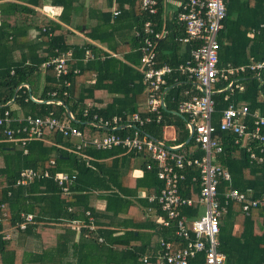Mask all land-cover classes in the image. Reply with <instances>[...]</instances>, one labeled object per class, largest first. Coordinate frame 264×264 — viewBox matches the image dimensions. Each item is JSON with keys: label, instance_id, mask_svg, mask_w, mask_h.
<instances>
[{"label": "trees", "instance_id": "16d2710c", "mask_svg": "<svg viewBox=\"0 0 264 264\" xmlns=\"http://www.w3.org/2000/svg\"><path fill=\"white\" fill-rule=\"evenodd\" d=\"M107 1L99 7L86 6L85 0H0V115L10 110L13 115L55 117L79 128L87 138L106 132L91 124L95 116L109 119L124 111L149 115L138 50L141 27L152 21L158 30L168 31L157 47L161 64L176 66L188 61L196 45L178 43L185 29L174 18L164 19L163 3L152 16L141 10L142 0ZM46 3L61 10L56 17L42 12ZM225 3L227 17L218 38L219 66L263 60L264 0ZM115 10L120 14L114 16ZM68 50L74 54L68 75L58 76L53 67L42 68ZM87 50L94 59L85 62ZM229 83L220 81L216 90L226 89ZM23 84H29L31 92L44 102L30 100V90L22 88ZM242 84L244 91L226 90L213 95L216 136L222 146L215 163L227 169L232 179L230 183L222 181L219 191L223 195L230 188L251 189L259 198L264 194V160L252 161L247 149L236 143V135L219 128L222 113L230 104L245 102L251 113L259 112L264 117V74L246 73ZM167 87V109L162 111L159 123L155 116L144 131L170 145H179L186 143L189 132L187 118L178 114V106L201 93L188 77L179 75L170 77ZM186 92L189 95L185 96ZM67 108L75 121L69 119ZM86 110L89 114L84 116ZM168 127L176 130L173 144L166 139ZM74 144L47 129L41 140L29 142L24 148L8 142L0 127V202L6 203L0 227V264H158L159 241L169 237V230L157 224L156 218L162 213L156 202H149L159 186L156 167L147 169L151 161L146 154L121 149H86L80 154L65 149ZM192 145L194 142L185 151ZM195 156L201 157L202 152L197 150ZM25 169L48 172L51 177L14 187ZM61 172L76 174L69 194H64L53 179ZM199 191L200 175L194 171L181 183L182 195L194 202L182 210L188 218L197 217L201 211ZM140 193L145 194L143 198ZM96 200L105 201L103 210L95 207ZM87 212L96 230L81 229L76 241V231L65 223L85 221ZM27 214L34 216L35 224L15 230L18 235L13 237V228ZM218 240L227 264H264V212L254 210L246 215L232 203L220 220ZM29 242L40 251L30 252ZM148 250L153 255L144 263ZM203 262L200 255L192 264Z\"/></svg>", "mask_w": 264, "mask_h": 264}, {"label": "built area", "instance_id": "2783aa9c", "mask_svg": "<svg viewBox=\"0 0 264 264\" xmlns=\"http://www.w3.org/2000/svg\"><path fill=\"white\" fill-rule=\"evenodd\" d=\"M161 3L162 0H142L141 10L152 16L157 15ZM46 5L42 12L51 18L56 17L55 7L50 5L51 7L46 9ZM119 14V11H114V16ZM226 17L225 0L180 2L174 19L184 27L185 36L179 37L177 41L180 44L193 42L196 47L192 49L188 61L176 66L159 62L157 47L159 41L168 34L166 28L158 30L152 21L144 23L137 37L140 40L138 48L141 54L140 67L144 74L145 91L148 94L145 104L149 111L147 117H142L139 113L129 114L127 111L109 119L95 116L91 124L106 132L100 137L87 138L79 128L55 117L36 118L19 112L13 115L10 110H5L0 115V127L6 140L24 148L29 142L41 140L45 131L49 129L57 131L75 143L71 147H65L69 152L80 154L86 149L97 151L121 149L136 155L146 154L151 161L147 164V169L156 167L159 180L157 193L149 197V201L156 202L162 213V216L156 218L157 224L169 230L166 234L169 237L163 236L159 241L158 264H192L200 255L204 256L203 264H227V256L219 248L218 236L220 220L227 214L229 206L232 203L237 204L246 215H250L254 210L264 212V194L256 198L251 189L240 191L230 188L223 195L219 191L222 181L230 183L232 179L227 169L215 163V155L222 151V146L219 137L216 136L218 127L214 123L213 95L226 90L244 91L242 84L244 74L249 72L264 74V59L241 66L231 64L219 66L218 38ZM261 29L264 30V24L261 25ZM73 56V51L68 50L43 64L42 68L53 67L58 76H66L69 74ZM93 59L94 55L87 50L85 62ZM174 75L188 77L201 93L182 101L178 106V114L187 118L189 135L193 134L191 142L187 145L186 143L170 145L144 131V126L153 120L156 119L159 123L162 111L167 109V95L170 91L167 87L168 79ZM220 81L230 83L226 89L216 90ZM21 87L30 90L29 99L33 102H44L31 92L29 84H23ZM186 95L189 93L186 92ZM57 103L62 104L60 101ZM88 114L86 110L84 116ZM67 115L71 121H75L71 111ZM219 128L236 135V143L247 149L252 161L263 162L264 157L259 156L255 149L258 148L260 154L264 153V117L259 112L251 113L249 105L245 102L230 104L222 113ZM115 131H125L126 134H118ZM193 142L190 150L185 151ZM197 150L202 152L201 157L195 156ZM27 152L25 149V154ZM194 171H198L200 175L199 201L204 211L203 213L200 211L197 217L188 218L182 210L192 207L194 202L182 195L181 183ZM50 177L48 172L41 174L33 169H25L14 187L29 186L34 180ZM76 178V174L67 172L57 173L53 177L64 194L71 192ZM8 196H11L10 192ZM5 216L6 203L0 202V227ZM86 216L85 221H73L67 225L78 232L83 228L96 230L91 213L87 212ZM23 218V222L15 226L12 232L25 230L28 225L35 224L33 215H23ZM102 241L101 238L100 242ZM152 255V253L144 255L143 262L148 263Z\"/></svg>", "mask_w": 264, "mask_h": 264}, {"label": "crops", "instance_id": "0c3cea01", "mask_svg": "<svg viewBox=\"0 0 264 264\" xmlns=\"http://www.w3.org/2000/svg\"><path fill=\"white\" fill-rule=\"evenodd\" d=\"M162 1H163L162 2L163 3L162 4V7H163V11H164V19L165 20H171V19H173L174 16H175V14H176V12H177L178 5H179L180 1H176V0L175 1L174 0H162ZM107 2H108L107 0H85L86 6H99L100 7V6L107 5ZM46 4H47L46 5V9H48L49 7H51L50 4H48V3H46ZM54 11L57 12V13H59L61 10L58 9V8H54ZM136 174L139 175L140 172L139 173H136ZM144 195H145L144 193H140V197L143 198ZM94 205H95L96 208H98L100 210H103L105 208V206H106L105 205V201H102V200H96V201H94ZM61 224H63V223H61ZM65 225H67V224L65 223ZM63 226L64 225H62V227ZM75 231H76L75 232L76 233V241H78L79 238H80V234H79V232L77 230H75ZM17 235H18V233L15 234V235H13V237L14 236L17 237ZM27 247H28V250H30V252H33V253H36V252H39L40 251V250L38 251V249L36 247V244L31 243V242L27 243ZM151 253L152 252L150 250H148V252L145 255L151 254Z\"/></svg>", "mask_w": 264, "mask_h": 264}, {"label": "rangeland", "instance_id": "374dc122", "mask_svg": "<svg viewBox=\"0 0 264 264\" xmlns=\"http://www.w3.org/2000/svg\"><path fill=\"white\" fill-rule=\"evenodd\" d=\"M165 133H166V138L168 139V142L173 144L174 142H172V139L176 138V130H175V128L174 127H168V128H166ZM203 211H204V208L201 207V213H203ZM15 234H17L16 231H14L12 233V236L15 235Z\"/></svg>", "mask_w": 264, "mask_h": 264}, {"label": "water", "instance_id": "95a60500", "mask_svg": "<svg viewBox=\"0 0 264 264\" xmlns=\"http://www.w3.org/2000/svg\"><path fill=\"white\" fill-rule=\"evenodd\" d=\"M69 111H70L69 108H67V113H69ZM192 136H193V134L191 133V134L189 135L188 140L186 141V145L189 144V143L191 142Z\"/></svg>", "mask_w": 264, "mask_h": 264}]
</instances>
